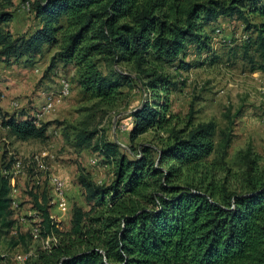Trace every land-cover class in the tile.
<instances>
[{
  "label": "trees",
  "instance_id": "obj_1",
  "mask_svg": "<svg viewBox=\"0 0 264 264\" xmlns=\"http://www.w3.org/2000/svg\"><path fill=\"white\" fill-rule=\"evenodd\" d=\"M3 9L0 4V29L13 19ZM32 9L41 26L17 38L0 30V61L20 62L61 44L53 67L73 64L79 86L98 104H116L124 87L141 86L151 93L131 115L130 143L155 129L170 138L161 148L132 145L129 158L115 142L94 144L97 130H78L75 146L93 148L115 165L114 180L99 185L81 176L92 205L88 211L74 209L66 233L53 224L49 206L36 203L46 232L55 233L59 243L50 251L38 249L27 264H264V179L258 175V161L251 152L244 155L242 190H232L229 173L220 177L225 169L210 160L214 154H228L230 132L218 133L214 122L194 125L193 112L184 130L168 131L171 91L185 83L165 70L191 47L217 58L207 28L220 18H237L255 37L241 46L230 43L231 53L242 51L250 72L264 74V0H34ZM248 14L261 22L251 23ZM103 62L111 67L107 74L100 69ZM192 67L180 61L176 69ZM3 98L0 89V125L11 138H50V125L38 126L33 115L4 113ZM10 182L0 177V240L3 230L15 224ZM4 260L0 253V264Z\"/></svg>",
  "mask_w": 264,
  "mask_h": 264
},
{
  "label": "rangeland",
  "instance_id": "obj_2",
  "mask_svg": "<svg viewBox=\"0 0 264 264\" xmlns=\"http://www.w3.org/2000/svg\"><path fill=\"white\" fill-rule=\"evenodd\" d=\"M33 3L34 0H9L7 4L5 0H0L4 7L2 11L13 15L12 21L3 24L0 30L12 34L14 38L34 33L41 24L35 18ZM248 17L253 24L261 22L257 15L248 14ZM217 29L221 30V35L216 37ZM207 33L212 36L211 44L217 58L208 57L210 54H201L195 47H191L180 58V61L192 64L191 70L178 72L176 67L180 61L174 65H165V70L175 81L185 83L171 91L170 111L173 122L168 131L173 128L184 130L193 112L194 125L214 122L218 133L223 130L230 132L233 142L228 154L224 158L214 154L210 160L212 166L225 169L220 177L224 178L229 173L231 189L241 191L246 171L243 160L247 152H251L252 157L258 161V175L264 179V74L250 72L242 51L231 53L230 43L241 46L248 37H255L254 32H245L243 21L220 18L207 28ZM60 50L61 44L56 47L46 46L39 55L24 58L20 62L11 61L9 64L0 61V89L4 95L1 106L4 113L9 115L26 112L32 116L43 105L44 94L57 90L62 79L71 84L70 97L41 121V124L50 125V138L46 142L17 141L0 125V177L4 175L7 166L12 167L14 157L24 162L34 157L45 161L50 168L48 174H56L68 183L70 211L60 224V230L66 233L71 230L74 209L88 211L92 205L80 185L81 176L90 177L99 185H109L115 177V165L106 162L100 153L93 148L81 150L75 146L78 130H97L94 144L101 140L122 143L127 148L121 147L120 151L129 158L132 157V145L134 148L140 145L161 148L168 142L170 135L164 130L155 129L133 144L130 143L129 131L123 130L131 128L134 109L149 100L151 93L141 86L124 87L123 96L116 104L100 105L98 101L90 99L79 86L77 69L73 64L59 62L53 67V59ZM99 66L104 74L111 69L105 62ZM114 68L126 70L124 67ZM14 103L19 106L15 107ZM95 159L98 163L94 165L92 161ZM41 175L44 178L39 188H35L34 175L31 173L16 181L15 195L20 202V210L13 213L14 223L16 217H27L30 212L42 213L36 203L49 206L50 215L59 216L45 177L47 175ZM25 233L27 227L16 228L15 224L11 229L3 230L0 240V253L5 258L3 264H27L35 257L41 244L33 242ZM21 237H25V242L20 241ZM13 241L19 244L13 246ZM27 259L25 263L22 262Z\"/></svg>",
  "mask_w": 264,
  "mask_h": 264
},
{
  "label": "built area",
  "instance_id": "obj_3",
  "mask_svg": "<svg viewBox=\"0 0 264 264\" xmlns=\"http://www.w3.org/2000/svg\"><path fill=\"white\" fill-rule=\"evenodd\" d=\"M216 37L221 35V30L217 29ZM213 47V46H212ZM71 95V84L68 80L62 79L60 81L59 88L54 91H49L44 94V103L33 116L36 118L35 123L40 126L44 116L50 114L56 108L63 104V102ZM15 107H18V103H14ZM124 132L129 131L128 129L123 130ZM123 148L127 146L116 141ZM92 163L95 165L98 163L97 159L93 160ZM50 168L47 163L38 157L30 158L27 162L19 157H14L13 164L10 169H6L4 175L10 178L11 192L10 198L12 199L11 210L13 213H17L20 210V202L16 198V181L21 177H26L27 174L31 173L34 175V186L39 188L43 184L44 176L40 174H46L49 188L54 197L55 207L59 213V216H50L53 224L60 230V224L63 222L64 217L70 211V203L68 199L69 187L66 180L59 177L56 174L50 173ZM43 213H32L30 212L27 217H16L15 226L27 227L26 235H29L33 242L41 244V250L50 251L54 246L58 245L59 238L55 233L49 234L46 232L43 224ZM23 260L22 262H26Z\"/></svg>",
  "mask_w": 264,
  "mask_h": 264
},
{
  "label": "crops",
  "instance_id": "obj_4",
  "mask_svg": "<svg viewBox=\"0 0 264 264\" xmlns=\"http://www.w3.org/2000/svg\"><path fill=\"white\" fill-rule=\"evenodd\" d=\"M3 106V105H2Z\"/></svg>",
  "mask_w": 264,
  "mask_h": 264
}]
</instances>
